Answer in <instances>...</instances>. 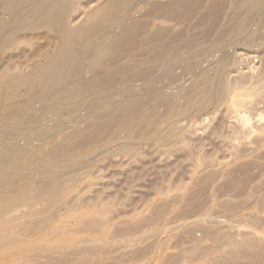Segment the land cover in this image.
Here are the masks:
<instances>
[{
	"label": "rangeland",
	"instance_id": "rangeland-1",
	"mask_svg": "<svg viewBox=\"0 0 264 264\" xmlns=\"http://www.w3.org/2000/svg\"><path fill=\"white\" fill-rule=\"evenodd\" d=\"M74 1L76 8L74 14L76 18L72 24L76 25L83 20L87 13L93 11L99 3L105 0ZM155 1L157 0L135 1L136 3H134V13L129 17V19L125 20V22H122L123 24L125 23L124 25L121 23V25L124 26L123 28L120 25L121 27H117L115 29L117 30L115 31V34L116 32L118 33L119 30L118 37L115 41L111 42L109 40L110 42L107 41L105 44L103 43V38L101 36L93 37L94 45L96 42L97 46H101L102 51L100 46H94V50L96 51L92 50V52L89 54L90 57L88 56L87 60L84 58L82 68H85H81L80 72L78 73L77 77H79L80 80L75 77L74 88L73 84H71L73 82H71L69 83L70 86L68 85L66 88L64 87V89L67 90V92H65L66 94L63 93L65 91L63 89L64 91L61 90L59 93H50L48 95L49 98L46 96L42 99H37L34 101L33 103H35V105L32 103L31 110L34 112L37 111V113L31 112L30 108H27L23 111L24 115L29 114L28 116H33L32 118L35 116V119L32 120V118L29 117L27 121L23 122V112H21L22 116L20 113L15 112L10 113L9 115L5 114L4 112H0V120H2L0 122V148L5 147V150L3 148L0 150V165L2 164V167H0V174H3V176L0 175V180L1 178L3 180L5 177V180L7 178V180H9H3L5 184L2 183V180L0 181V200L3 199V197L6 195V192L8 193V189L11 184L26 180L24 182L26 184V194L24 198L18 200L15 192L13 191L10 193L9 191V197L11 200H13L14 205L11 206L7 212H4L3 216H6L9 213H14L15 217L5 223H0V264H19V262L21 263L24 261L23 259H40L44 255H41L42 250H44L42 252L45 253L46 250L47 253L49 250H51L52 254H59L69 249L68 247H63L62 244L69 243V245H74L82 241L86 242L88 246L95 242L100 244V246L103 245L98 252V256H103L102 260L105 259L103 261H106L109 264H264V5L261 7L262 9L260 8L256 12L258 15H254L252 18L253 21L251 20L250 25H252L253 22V25L251 26L253 27L252 30L248 31L250 28L248 27L242 32L243 34L241 33L242 35L246 34L244 38L241 36V38L238 37L236 39L229 40L226 37V34L238 22L236 15L238 14L237 12H239L238 6L240 8L241 0H217V2H215L216 0H204V4H202V0H200L201 2L199 0L198 2L196 0L194 2L193 0V5L196 4V2L197 4L203 5V7L199 9H196L198 8L195 7L197 5H195L194 8L192 3H190L192 1L189 0L188 3L189 5L191 4L190 7L188 6L190 8L189 11L192 13L195 12V15L192 13L190 14L187 9L185 10L186 14H184V10H182L181 14L177 12L175 13L176 15L174 14L175 11L179 10L180 12L182 8H188L186 7L188 4L187 0V4L182 2V0H175L178 2V6L176 5L177 3L175 4L174 0H161L165 2L164 4L168 5V7L166 5V7H162L163 10L157 9V6L158 8H161V4H163V2L160 4L159 1L158 4ZM212 1L215 3H212ZM181 3H184L185 6H182L184 4ZM209 3L211 6L208 5ZM154 4L157 6L155 7ZM213 4H216L217 7ZM172 5L174 7H172ZM206 5L210 7H206ZM214 7L216 9L218 8V10L214 9ZM150 8L152 9V15L149 14ZM167 8L169 10H167ZM145 9H148V12L145 11ZM205 9L207 13L211 9V15L214 13V10L216 12L213 14V16H211L209 13H204L201 15L202 17L200 19V14L206 12ZM157 10H160V12ZM164 11H166L165 14L160 15L161 13L163 14ZM171 13L172 17L174 16L173 19L168 17L171 15ZM203 15H207L208 17H203ZM214 16H216V18H213ZM259 17L260 19H258ZM199 19L202 21H199ZM209 19L211 21L213 20L214 22H211ZM137 20H143L144 22L139 21L141 24L143 23L141 25L137 22ZM216 20L217 26H215ZM130 22H134V24H130ZM234 22L235 25L230 26L231 24H234ZM135 23H137L138 26H144L142 28H146L144 29L145 32H142L141 28L140 31L142 34L139 31L138 34H140V36L138 35V39L136 37V41L139 40V44L134 42L136 45L133 44L131 49L129 48L122 53L118 52V57L122 56V58H118L117 51H119L120 48H116V41L118 38H121L120 35L123 34L121 28L122 30H127L125 26L128 24V30H132L135 28ZM209 25L213 26L209 29ZM130 27L133 28L130 29ZM226 28H229V31L224 30ZM164 31L169 33L167 34ZM223 31L228 32H225L224 35ZM261 31L263 34H261ZM210 32L211 35L209 34ZM158 33H160L162 36L160 34L159 35L162 38L164 37V39L158 37ZM176 33H180V36L182 34V38H179V35L177 36ZM149 34H152L153 37ZM154 35H158L157 37L159 39ZM169 36L173 38L172 41L175 40L174 43L170 40L172 38L169 39ZM156 38L158 40H156ZM141 39L143 40L141 41ZM153 39L154 41H151ZM168 40H170V42ZM188 40L190 41L188 42ZM147 41L148 43H146ZM233 41L235 42L233 43ZM162 43H168V46H166L167 44L162 46ZM58 44L59 40L54 32L40 28L37 30V32L22 35L19 38L17 45L6 47L1 51L0 84L3 85L1 90V103H3L2 107L4 106L3 99L7 97L14 98L15 96H19L18 100L16 99V101H23L22 96L26 90L20 89L18 93H16V75L23 74L35 59H37V64L44 60L46 56L54 51ZM185 44H187L188 47ZM204 45L207 46L204 47ZM105 46H108V48ZM180 46L181 48L179 50ZM98 49H100V51ZM160 49H171V53H175L174 55H176L175 57L177 58L176 62L171 65L172 67L165 66L163 68H159V72L158 67L153 66V69H155L157 72L152 69V71L149 70L152 72V74L149 73L145 75L146 77L149 75V77H147L148 79H144V76L139 74L136 75V71L139 73L145 69L142 67L148 65L147 60L149 59V56ZM172 49L178 51L174 52ZM120 51H122V49ZM193 51L195 54H192L194 53ZM138 52L143 53L138 54ZM96 53L104 56H102V62L100 66H107L108 68L110 67V71L114 70L111 72L113 73L111 76L114 78L116 77V81H118L113 86V88L117 89V95H110L106 93V89L98 90L99 87L97 88V86H95L97 89L92 87V89L90 88L87 91L84 89L81 91L82 81L92 76L89 63ZM108 56H111L112 58ZM117 58L122 60L118 62ZM105 59L107 60L106 62ZM224 59L227 60L228 68L226 66L227 69L225 68L219 77V85L225 89V93L222 94L223 96L221 95L219 98H217L213 105L206 111H200L198 108L190 109L188 106L189 99L191 97L189 90L192 85L202 77L201 75H204L205 72L208 73L215 63ZM110 60L111 62L108 63ZM205 60L207 61V64ZM112 63L115 65L113 66ZM130 64H132L131 67ZM178 65H181L179 66L180 68ZM119 66H121V70L119 69ZM126 66H129L130 69L127 67V69L125 68L126 72H123L124 67ZM132 66H134V68H132ZM135 66L138 67L135 68ZM115 68L120 71L117 72ZM82 71L83 73H81ZM161 73L162 77L160 75ZM138 75L143 79L139 80L141 77ZM158 75L159 79H157ZM118 76L119 78L117 80ZM81 77H84L85 79ZM131 87H134L135 89ZM71 88L73 90H71ZM150 88L151 92L149 93ZM132 90H136V95L138 97ZM84 91L85 93H88L85 94L83 93ZM152 91H155V93L153 94ZM161 92L164 94H161ZM167 92L169 95H167ZM67 93L72 94L68 95ZM75 93L76 96L74 95ZM151 93L153 96H150L152 95ZM141 94H145V96ZM83 95L84 98H82ZM130 95H132V98L137 97L138 100L144 101L145 104L143 105L142 115L131 117L127 120V117L125 118L123 114L126 113V109L124 107L125 103L127 102L126 104H128L131 101H127L128 98H131ZM161 95L168 96V99L163 100L166 98V96H163L162 99L160 98ZM73 96L74 98H77L76 101L74 98L72 100L71 97ZM169 96L172 98H169ZM45 98L48 101L45 102L47 104H51L53 102V104H55L54 106H56V109H54L53 104H51L52 107L49 104V109L47 111V104L45 103L46 105L43 106ZM137 98L134 100H137ZM169 99H171V101ZM168 100L175 104H170ZM108 101H111V103ZM112 101L114 102V105L116 104L117 106H114ZM162 101L166 102V104H164ZM33 105L35 107H33ZM74 105L75 107H73ZM146 105L147 107L144 108ZM172 105L174 106L173 108ZM118 106L121 107L118 108ZM169 106H171V108H169ZM43 108L46 109V113H43ZM113 109H115V111ZM152 109L154 111L156 110V112H154L155 114L152 113ZM116 110L117 112L120 110L118 115L117 113H114ZM108 111L113 113L110 112V114ZM119 114L122 116L113 131L110 132V135L108 134L109 132H106L107 136L105 134L104 137H100L98 140L96 139V141H90V144L87 143L83 145L85 148L80 146L84 152L81 151L79 146L74 147V142L81 138L83 139V137L90 131L88 126L90 127L91 125L100 124L102 122V125L104 126L106 125L105 121L108 123V120L112 121L113 119L110 118L113 117L117 119L119 118ZM100 117H103L102 121ZM97 118L98 120H96ZM106 118L108 120H106ZM148 118L153 119L148 120ZM36 119L40 120L37 121ZM30 120H32V124H30ZM143 120H145L148 124ZM27 122H29V125ZM93 122L94 124H92ZM40 124L42 127L39 126ZM57 124H63V127L61 125L59 127ZM43 126H47V130ZM155 126L156 128H153ZM53 127L57 129L56 132L58 133L52 129ZM79 127L82 128L81 130L84 136L83 134H80L71 141L64 140L67 139V137L69 138V134H74V132L81 131L79 130ZM83 128L86 130H83ZM118 129L122 130L119 131ZM170 129L175 130L173 135L169 134ZM8 130L10 132L14 131V133L12 134V132L10 133ZM44 130L46 132H44ZM48 130H51L50 134H52V137L50 134H47L49 133ZM52 131L54 132L51 133ZM84 131L86 133H84ZM16 132L18 134H16ZM35 132L37 134H35ZM122 132L123 134H121ZM55 134L56 136H54ZM134 134L136 135V138L134 137ZM34 135H36V137ZM37 135H39V137ZM16 136L20 137H18V141ZM11 139L13 145L16 144L15 146H19L22 144L20 145V148H22V146H25L26 144L25 148L23 147L21 150L19 147H17L15 149V147L10 143ZM125 139L127 141L128 139H131V142L129 141L127 143ZM123 140L124 142H122ZM30 141L32 142L30 143ZM63 141H65V143ZM117 141H120V143L118 142L117 144ZM17 142H19V145ZM62 142L64 145L61 144ZM96 142L99 145L95 144ZM132 142L135 143L132 144ZM9 143L11 145H9ZM6 144L7 147L2 146ZM67 145L68 147H66ZM126 145H129V149L124 152H120V147H124ZM9 146H12L13 149ZM69 146H71L70 149L72 147L74 149L72 148V150H70ZM26 147H31V149H27ZM63 147L65 149H63ZM11 149L14 151L15 155L13 152H11ZM32 149L34 150L33 152ZM58 149H60L61 152L58 151ZM67 149L69 151H67ZM103 149L104 152H102ZM21 151L22 153L26 152L25 156L21 153ZM65 151L67 152L65 153ZM1 153L7 154V157L4 155L3 158ZM95 154L97 155L95 156ZM21 155H23V157ZM85 155L87 157L91 156V159L89 157L87 158ZM24 157H27L28 159H26L28 161ZM65 158H69L71 161H73L71 173H73V175L77 174L79 181L64 188H59L61 184L60 182L56 185H51L52 187L44 185L43 174L49 170L47 166H49V164L51 166V164L60 163ZM45 159L47 160L46 162ZM50 160L51 162H49ZM54 160L56 162H54ZM80 160L85 161L82 163ZM35 161H37V164L39 163L41 166L38 164L39 167H36L34 164H30L32 162L35 163ZM74 161H76L78 165ZM12 162H15L14 165H16L18 169L16 167L14 168V165L11 166L13 164ZM89 162L92 163L90 164ZM5 164L8 166L6 167ZM22 164L25 168L28 167L26 168L27 170H25L24 167L21 168L23 172L19 170V168L22 167ZM245 165L248 167H245ZM78 166L81 168H78ZM12 167L14 170L16 169L15 171L17 172H14V175V170H12ZM29 167L32 170L36 168L34 170L37 172H31ZM40 167L44 169L47 167L48 170H46L47 168L45 169L46 171L44 169H39ZM37 168L39 171L41 170L40 173H38L39 171ZM73 168H78V170L76 171V169L74 170ZM10 169L12 170L11 172H9ZM28 169L31 173L28 171ZM43 170L45 172L41 173ZM2 171L3 173H1ZM63 172H59L60 176L57 174V172V177L62 178L69 176V172L65 171L64 174ZM8 174L9 176L11 174L10 177L14 176V180H12V178H10V180L9 177H7ZM229 183L232 184L228 186ZM196 189L201 194L198 193L200 194L197 196L198 200L190 203L189 201L191 197L189 195H192L194 191H197ZM55 201H59L56 211L57 213L55 212L54 215L49 214L50 217L43 226H40L41 228H37L36 226L25 231L24 224L34 220L37 217V212L47 211L48 205L50 206ZM54 216L56 217L54 218ZM93 217L94 219H103V224L101 227H88L78 231L88 219L91 220ZM105 219L107 220L105 221ZM125 222L126 225L124 224ZM129 222H131V224L134 223L132 226L138 224V228L136 227L137 230L134 229V233H132L130 238H127L124 237L126 236L124 234L126 229L123 231H121V229L124 225L126 228L127 226H130L128 225ZM120 223L123 224H121L122 227L120 226ZM49 228L52 230L50 231ZM76 236L81 237L76 238ZM135 240H137V242ZM134 243L136 245L135 247ZM60 244L61 246H59ZM27 248L28 252H23V250H26ZM134 248H136V250ZM14 251L16 253H14ZM37 251H39V255L37 254ZM104 252L106 255H103L105 254ZM133 252H135V254ZM51 253L49 252L48 254ZM112 253L114 254L112 255ZM84 255L85 254L73 256L71 260L64 264H96V262H100L99 260H95L91 263H83L82 256ZM117 257L120 260L118 259L117 261ZM106 262L104 263L107 264Z\"/></svg>",
	"mask_w": 264,
	"mask_h": 264
},
{
	"label": "bare ground",
	"instance_id": "bare-ground-1",
	"mask_svg": "<svg viewBox=\"0 0 264 264\" xmlns=\"http://www.w3.org/2000/svg\"><path fill=\"white\" fill-rule=\"evenodd\" d=\"M135 1H137V0H105V1H103V2H101V3H99L98 4V6L93 10V11H91V12H89V13H87L86 14V16L83 18V20L79 23V24H76V25H73L72 23H73V21L75 20V1L74 0H0V53H1V51L3 50V49H5L6 47H9V46H15V45H17L18 44V42H19V38L22 36V35H25V34H30V33H34V32H37V30L38 29H40V28H44V29H47V30H49V31H52V32H54L55 33V35L57 36V38H58V40H59V44L57 45V47L54 49V51L52 52V53H50L48 56H46V58L44 59V60H42L41 62H39L38 64H37V59H35L32 63H31V65L25 70V72L23 73V74H18V75H16V78H15V87H16V93H18V91L20 90V89H24V90H26V92L23 94V101H16V99L18 100V97L19 96H15L14 98H11V97H7V98H4L3 99V101H4V106L2 107V105H3V103H1V98H2V92H1V90H2V88H3V85L2 84H0V112H4L5 114H10V113H13V112H15V113H20L21 114V116H22V113L21 112H23L25 109H29L30 108V110H31V106H32V103L34 102V101H36L37 99H42V98H44V97H46V96H48L50 93H54V92H58L59 93V91H61V90H63L64 89V87L66 88L68 85H69V83H71V82H73V83H71V84H73V88H74V79H75V77L77 78V79H79L80 80V78L79 77H77L78 76V73L80 72V69L82 68V66H83V60H84V58H86V60H87V58H88V56H89V54L92 52V50L93 51H96V50H94V46H96V47H99V46H97V43L95 42V45H94V42H93V37H96V36H101L102 38H103V43H105L106 44V42L108 41V42H113V41H115L116 40V38L118 37V33H119V30H118V33L116 32V34H115V31H117V30H115L117 27H121L122 25H124L122 22L124 21L125 22V20H127V19H129V17L134 13L133 11H134V3H136ZM139 1V0H138ZM160 1V4H161V2H163V1H161V0H157V1H155V2H159ZM173 1V0H172ZM175 1V0H174ZM179 1V0H178ZM188 1L189 0H187V3H188ZM190 1H192V2H190V3H192V5H193V3L195 2V0H194V2H193V0H190ZM197 2H198V0H196ZM200 1V0H199ZM203 1V3L202 4H204V0H202ZM220 1V0H219ZM224 1V0H223ZM229 1V0H228ZM144 2V1H143ZM154 2V3H155ZM182 2H185V4H187L186 3V0H182ZM197 2H196V4H194L193 5V7L195 6V5H197V6H195V7H198V8H196V9H199V8H202L203 7V5L201 6L200 4H197ZM201 2V1H200ZM199 2V3H200ZM215 2H217V0L215 1ZM215 2H213L212 1V3H215ZM156 3V4H157ZM165 2H163V4H161V8H158V4L156 5V4H154L155 5V7L157 6V9H161V10H163V8L162 7H164L166 4H164ZM169 3H172V2H169ZM174 3V2H173ZM177 3V4H176ZM226 3V2H225ZM224 3V4H225ZM139 4V3H138ZM168 4V3H167ZM175 4L178 6V2H176L175 1ZM180 4V3H179ZM181 4H184V3H181ZM185 4L184 5H182V6H185ZM217 4V3H216ZM216 4H213L214 6H216ZM222 4V3H221ZM148 5V4H147ZM163 5V6H162ZM170 5V4H169ZM191 5V4H190ZM190 5H189V3L186 5V7H190ZM208 5H210V3L208 4ZM263 5H264V0H241V3H240V8H239V6H238V11L239 12H237L236 14V16H237V23H236V25H235V22H234V24H231L230 26H234V27H232L231 28V30L229 31L228 29L230 28V26H229V28L227 29H224V30H228V31H225V32H228L227 34H226V37L229 39V40H233V39H236V38H241V36H243V38H244V36L246 35H242L243 33V31H245L248 27H250L249 28V30L248 31H250V30H252V28L253 27H251L252 25H253V22H252V25H250L251 24V20L253 21V17H254V15L256 14V12L261 8V7H263ZM160 6V5H159ZM167 7H168V5H166ZM165 6V7H166ZM177 6H175V7H177ZM181 6V5H180ZM180 6H179V8H180ZM200 6V7H199ZM211 6V5H210ZM210 6H207L206 5V7H210ZM224 6V5H223ZM136 7H137V5H136ZM172 7H174L173 5H172ZM172 7H170V8H172ZM185 8V9H181V11L179 12V10L178 11H175L174 12V14L177 12V13H179V14H181V12H182V10H184V14H186L185 13V10L187 9L188 11L190 10V8ZM192 7V6H191ZM194 7V8H195ZM213 7V6H212ZM217 7V6H216ZM218 7H220V6H218ZM227 7V6H226ZM149 8V7H148ZM143 9V8H142ZM152 9H153V7H152ZM151 8L149 9V14H153V13H151V10H152ZM192 9V8H191ZM214 9H216L215 7H214ZM234 9V8H233ZM262 9V8H261ZM148 10V9H147ZM146 9H145V11H147ZM167 10H169L168 8H167ZM171 10V9H170ZM216 10H218V8L216 9ZM263 10H264V8H263ZM141 11V10H140ZM156 11V10H155ZM157 11H159L160 12V10H157ZM188 11H186V12H188ZM192 11H194V10H192ZM205 11H206V9H205ZM209 11V10H208ZM210 11H211V9H210ZM210 11L208 12L210 15H211V13H210ZM261 11V10H260ZM259 11V12H260ZM148 12V11H147ZM153 12V11H152ZM162 12V11H161ZM165 12L166 11H164V13L162 14H160V15H164L165 14ZM190 12V14L192 13L191 11H189ZM212 12H213V10H212ZM215 10H214V13H212V15L211 16H213V14H215ZM263 12V11H262ZM139 13V12H138ZM169 13V12H168ZM204 13H206V14H208L207 13V11L206 12H203V13H201L200 14V19H201V15L202 14H204ZM143 14V13H142ZM173 14V15H174ZM178 14V15H179ZM183 14V13H182ZM190 14H188V15H190ZM192 14H194L195 15V12H193ZM259 14H261V13H259ZM150 15V16H151ZM169 15V14H168ZM167 15V16H168ZM176 15V14H175ZM193 15V16H194ZM210 15H209V17H210ZM217 15V14H216ZM235 15V14H234ZM256 15H258V13L256 14ZM145 16V15H144ZM147 16H148V14H147ZM158 16H159V13H158ZM157 16V17H158ZM204 16H207V15H203V17ZM220 16V15H219ZM260 16V15H259ZM8 17V18H7ZM169 18L171 17L172 19H173V17H172V13H171V15L170 16H168ZM208 17V16H207ZM218 17V16H217ZM235 17V16H234ZM134 18V17H133ZM213 18H216V16H214ZM199 19V21H202V20H200ZM203 19V18H202ZM207 19V18H206ZM210 19H211V17H210ZM209 19V20H210ZM255 19V18H254ZM258 19H260V17L258 18ZM264 19V18H263ZM204 20H205V18H204ZM256 20H257V17H256ZM255 20V21H256ZM139 21H141V20H137V22L138 23H140ZM143 21V20H142ZM141 21V22H142ZM198 21V22H199ZM211 21V20H210ZM260 21V20H259ZM135 22V21H134ZM134 22H130V24L132 23V24H134ZM144 22V21H143ZM146 22V21H145ZM208 22V21H207ZM211 22H214L213 20L211 21ZM258 22V21H257ZM264 22V21H263ZM121 23H122V25H121ZM151 23V22H150ZM200 23V22H199ZM232 23V22H231ZM260 23V22H259ZM129 24V23H128ZM127 24V25H128ZM136 24L137 23H135V28L134 29H132L133 27H130V29H132V30H128L129 29V26L127 27V25L125 26L126 28H127V30L125 29V30H122V28L124 27V26H122V28H121V31H123V34L122 35H120L121 36V38H118V40L116 41V48H120V50L122 49V51H117V57H118V52H124V51H126V50H128L129 48L131 49V46H133V44H135L136 45V43H134V42H137L138 44H139V40L138 41H136V37H137V39H138V35L140 36V34H138L139 33V31L141 30V28L142 27H144V26H138V24H137V26H136ZM141 24V23H140ZM143 24V23H142ZM141 24V25H142ZM203 24V23H202ZM205 24H206V22H205ZM211 24H213V23H211ZM210 24V25H211ZM255 24V23H254ZM121 25V26H120ZM146 25H148V24H146ZM209 25V26H210ZM259 25V24H258ZM213 26V25H212ZM212 26H210L209 27V29L212 27ZM215 26H217V20H216V24H215ZM215 26H214V28H215ZM256 26V25H255ZM146 27V26H145ZM144 29H146V28H144ZM143 28H142V32H145V30H144ZM148 29V28H147ZM167 29V28H166ZM206 29V28H205ZM258 29V28H257ZM256 29V30H257ZM165 30V29H164ZM212 30H213V28H212ZM216 30V29H215ZM168 31V30H167ZM205 31V30H204ZM206 31H207V29H206ZM211 31V30H210ZM214 31V30H213ZM248 31H246V32H248ZM160 32V31H159ZM163 32V31H162ZM162 32H161V34H162ZM165 33H169V32H166V31H164ZM181 32V31H180ZM225 32L223 31V33H224V35H225ZM140 33H141V31H140ZM164 33V35L166 36V34ZM173 33V32H172ZM178 33V32H177ZM176 33V34H177ZM206 33V32H205ZM242 33V34H241ZM245 33V32H244ZM258 33H259V31H258ZM142 34V33H141ZM160 33H158V35H159ZM160 34V35H161ZM175 34V35H176ZM180 34V33H179ZM179 34H177V36L179 35ZM210 35H211V32L209 33ZM261 34H263L262 33V31H261ZM149 35H151L152 36V34H149ZM157 35V36H158ZM158 36V37H161V36ZM175 35H173V36H175ZM185 35V34H184ZM205 35V34H204ZM222 35V34H221ZM240 35V36H239ZM248 35V34H247ZM150 36V37H151ZM154 36H156V35H154ZM156 36V37H157ZM176 36V37H177ZM258 36V35H257ZM256 36V37H257ZM101 37H99V38H101ZM147 37V36H146ZM153 37V36H152ZM157 37V38H158ZM182 38V34H181V36L179 35V38ZM201 37V36H200ZM208 37V36H207ZM219 37V36H218ZM246 37H248V36H246ZM253 37V36H252ZM252 37H251V39H252ZM144 38V37H143ZM155 38V37H154ZM156 38V40H158ZM162 38V37H161ZM170 38H172L171 36H169V39ZM226 38V39H227ZM148 39H151V38H148ZM162 39H164V37L162 38ZM168 39V38H167ZM198 39V38H197ZM218 39H220V38H218ZM259 39V38H258ZM99 40V39H98ZM110 40V41H109ZM143 39H141V41H142ZM171 41L173 40V38L172 39H170ZM170 40H168L169 42H170ZM180 40V39H179ZM237 40H239V39H237ZM97 41V40H96ZM151 41H154V39L153 40H151ZM151 41H149V42H151ZM190 40H188V42H189ZM195 41V40H194ZM198 41V40H197ZM196 41V42H197ZM236 41V40H235ZM235 41H233V43L235 42ZM242 41V40H241ZM100 42V41H99ZM165 42V41H164ZM167 42V41H166ZM168 42V43H169ZM173 43L175 42V40L174 41H172ZM225 42V41H224ZM146 43H148V41L146 42ZM168 43H166V44H161L162 46H168ZM184 43V42H183ZM182 43V44H183ZM192 43V42H191ZM237 43V42H236ZM241 43V42H240ZM245 43V42H244ZM243 43V44H244ZM251 43V42H250ZM108 44H110V43H108ZM169 44H171V43H169ZM264 44V43H263ZM114 45V44H113ZM112 45V46H113ZM187 47H188V45L187 44H185ZM189 45H190V43H189ZM212 45H214V44H212ZM211 45V46H212ZM218 45V44H217ZM246 45V44H245ZM103 46V45H102ZM160 46V45H159ZM183 46V45H182ZM205 46H207V45H204V47ZM209 46V45H208ZM221 46H223V45H221ZM253 46V45H252ZM255 46V45H254ZM105 47H107L108 48V46H105ZM135 47H138V46H135ZM214 47V46H213ZM133 48V47H132ZM154 48V47H153ZM173 48V47H172ZM180 48H181V46L179 47V50H180ZM186 48V47H185ZM203 48V47H202ZM100 49H101V46H100ZM100 49H98L99 51H100ZM135 49V48H134ZM151 49V48H150ZM177 49H178V47H177ZM209 49V48H208ZM226 49V48H225ZM171 49H169V50H165V49H160V50H157L156 52H154V53H152L150 56H149V59L147 60V63H148V65H146L145 67H142V68H145V69H143L141 72H139V73H137L138 71H136L135 72V74L137 75V74H139V75H141V76H144L143 78L145 79H148L147 77H149V75H147V77L145 76L146 74H149V73H151L152 74V72H150L149 70H155V69H153V66L155 67H158V70H159V68H163V67H165V66H171V65H173L175 62H176V58L177 57H175L176 55H174L175 53H171V51H170ZM173 50V49H172ZM198 50V49H197ZM206 50V49H205ZM216 50V49H215ZM229 50H231V49H229ZM101 51H102V49H101ZM147 51H149V50H147ZM155 51V50H154ZM174 52L175 51H178V50H173ZM201 51H203V50H201ZM206 51H208V50H206ZM104 52V51H103ZM113 52H114V50H113ZM191 52H192V50H191ZM194 52V51H193ZM205 52V51H204ZM97 53H98V51H97ZM96 53V55L95 56H93L92 57V60H91V62L89 63L90 64V66H89V68L91 69V72H92V76L90 77V78H88V79H85L84 77H81V78H84L85 80H83L82 81V85L80 84V82H79V84L81 85V91H82V89H84L85 91H87V90H89L90 88L92 89V87H95V86H97V88H98V90L99 89H102V90H104V89H106L107 90V92L106 93H108V94H116L117 93V89H115V88H113V86L116 84V82H118V81H116V77L114 78L113 76H111V74H113V73H111V72H113V71H110V67L108 68L107 66H100V64H101V62H102V56L100 55V54H97ZM107 53V52H106ZM126 53V52H125ZM141 53H143V52H138V54H141ZM198 53V52H197ZM209 53V52H208ZM215 53V52H214ZM94 54V53H93ZM127 54H128V52H127ZM126 54V55H127ZM138 54H136V55H138ZM192 54H195V52L194 53H192ZM110 55V54H109ZM120 55H123V54H120ZM131 55H133V54H131ZM215 55V54H214ZM92 56V55H91ZM112 56V55H111ZM111 56H108V57H111ZM125 56V55H124ZM124 56H123V58H124ZM139 56V55H138ZM210 56H211V54H210ZM210 56H208V57H210ZM90 57V56H89ZM104 57V56H103ZM112 57H114V56H112ZM111 57V58H112ZM121 58H122V56H120ZM120 57H118V58H120ZM199 57V56H198ZM213 57V56H212ZM227 57V56H226ZM117 58V59H118ZM130 58V57H129ZM188 58V57H187ZM192 58V57H191ZM194 58V57H193ZM222 58V57H221ZM90 59V58H89ZM196 59V58H195ZM217 59V58H216ZM215 59V60H216ZM223 59V58H222ZM122 59H118V62L119 61H121ZM203 60V59H202ZM208 60V59H207ZM219 60V59H218ZM107 60L105 59V62H106ZM136 61V60H135ZM178 61V60H177ZM185 61V60H184ZM206 61V60H205ZM214 61V60H213ZM111 62V60L108 62V63H110ZM113 62V61H112ZM192 62V61H191ZM199 62V61H198ZM215 62V61H214ZM214 62H211V63H214ZM86 63H87V61H86ZM179 63V62H178ZM181 63V62H180ZM229 63V62H228ZM124 64V63H123ZM126 64V63H125ZM206 64H207V61H206ZM85 65V64H84ZM112 65L114 66L115 64H113L112 63ZM127 65V64H126ZM131 65L132 64H130V67H131ZM134 65V64H133ZM136 65H138V64H136ZM190 65V64H189ZM196 65V64H195ZM122 66V65H121ZM121 66H119V69H120V67ZM138 66H140V65H138ZM138 66H135V68H137ZM179 66H181V65H178V67ZM226 66H227V60H221V61H219V62H217V63H215L212 67H211V69L209 70V72L208 73H206L205 72V74L204 75H201L202 77L196 82V83H194L193 85H192V87L190 88V99H189V104H188V106H189V108L191 109V108H198V110H200V111H206L207 109H209L212 105H213V103L216 101V99L217 98H219L223 93H225L224 91H225V89L224 88H222L220 85H219V77H220V75H221V73L225 70V68H226ZM127 67L130 69V67L129 66H126V67H124V71L123 72H126L125 70L127 69ZM172 67V66H171ZM178 67H177V69H178ZM201 67V66H200ZM85 68V67H84ZM84 68H82V69H84ZM122 68H123V66H122ZM121 68V69H122ZM126 68V69H125ZM132 68H134V66H132ZM180 68V67H179ZM182 68V67H181ZM184 68V67H183ZM227 68H228V66H227ZM226 68V69H227ZM116 69V71L118 72V71H120V70H118L117 68H115ZM139 69H141V68H139ZM157 69V68H156ZM175 69V68H174ZM187 69V68H186ZM185 69V70H186ZM151 70V71H152ZM190 70V69H189ZM116 71H115V73H116ZM140 71V70H139ZM149 71V72H148ZM164 71H166V70H164ZM163 71V72H164ZM227 71V70H226ZM122 72V73H123ZM148 72V73H147ZM155 72H157L156 70H155ZM159 72H160V70H159ZM167 72H168V70H167ZM189 72V71H188ZM81 73H83V71L81 72ZM85 73V72H84ZM165 73V72H164ZM169 73V72H168ZM167 73V74H168ZM180 73V72H179ZM134 74V73H133ZM132 74V75H133ZM134 74V75H135ZM154 74V73H153ZM82 75V74H81ZM131 75V74H130ZM133 75V76H134ZM138 75V76H139ZM161 75V77H162V73L160 74ZM172 75V74H171ZM177 75V74H176ZM83 76V75H82ZM120 76V75H119ZM119 76L117 77V80H118V78H119ZM141 76H139V77H141ZM150 76H153V75H150ZM178 76V75H177ZM121 77V76H120ZM165 77V76H164ZM195 77V76H194ZM193 77V78H194ZM126 78V77H125ZM137 78V77H136ZM142 77L139 79V80H141V79H143ZM157 79H159V75H158V77H157ZM165 79V78H164ZM132 80V79H131ZM134 80V79H133ZM149 80H151V79H149ZM162 80V79H161ZM193 80V79H192ZM223 80V79H222ZM221 80V81H222ZM156 81V80H155ZM178 81V80H177ZM179 81H181V80H179ZM76 83H78L77 81H75ZM130 82V81H129ZM75 83V84H76ZM163 83V82H162ZM176 83H178V82H176ZM192 83V82H191ZM133 84V83H132ZM139 84V83H138ZM171 84V83H170ZM78 85V84H77ZM149 85V84H148ZM161 85V84H160ZM231 85V84H230ZM70 86V85H69ZM133 86V85H132ZM144 86V85H143ZM157 86V85H156ZM233 86V85H232ZM71 87H72V85H71ZM125 87H127V86H125ZM136 87V86H135ZM138 87V86H137ZM96 88V87H95ZM94 88V89H95ZM96 88V89H97ZM122 88V87H121ZM120 88V89H121ZM131 88H134V87H131ZM152 88V87H151ZM151 88H150V91H149V93L151 92ZM153 88H155V87H153ZM234 88H235V86H234ZM241 88V87H240ZM76 89V88H75ZM109 89V90H108ZM135 89V88H134ZM146 89V88H145ZM65 90V89H64ZM63 90V91H64ZM71 90H73L72 88H71ZM78 90H79V88H78ZM155 90V89H154ZM163 90V89H162ZM229 90H230V87H229ZM75 91V90H74ZM80 91V90H79ZM85 91L83 92V93H85ZM133 91V90H132ZM155 91H157V90H155ZM155 91H152L153 92V94L155 93ZM166 91V90H165ZM185 91H186V88H185ZM234 91V90H233ZM65 92H67V90H65L63 93H65ZM78 92V91H77ZM90 92V91H89ZM95 92V91H94ZM123 92V91H122ZM133 92H135V95H136V90L135 91H133ZM82 93V92H81ZM82 93V94H83ZM86 93H88V92H86ZM85 93V94H86ZM104 93V92H103ZM124 93V92H123ZM132 93V92H131ZM131 93H129V94H131ZM147 93V92H146ZM184 93V92H183ZM60 94H62V93H60ZM59 94V95H60ZM66 94V93H65ZM68 95H70V94H72V93H67ZM80 94V93H79ZM91 94V93H90ZM152 94V93H151ZM153 94L152 95H150V96H153ZM157 94V93H156ZM155 94V95H156ZM161 94H164V93H162L161 92ZM172 94V93H171ZM175 94V93H174ZM173 94V95H174ZM181 94V93H180ZM186 94V93H185ZM242 94H244V93H242ZM52 95V94H51ZM75 96H76V93L74 94ZM117 95V94H116ZM115 95V96H116ZM140 95V94H139ZM141 95H144L145 96V94H141ZM148 95V94H147ZM167 95H169L168 94V92H167ZM188 95V94H187ZM77 96H78V94H77ZM80 96V95H79ZM131 96V98H132V95H130ZM134 96V95H133ZM137 96V95H136ZM149 96V95H148ZM158 96V95H157ZM163 96H166V95H163ZM162 95H161V97L160 98H162L163 97ZM185 96V95H184ZM223 96V95H222ZM62 97V96H61ZM60 97V98H61ZM67 97V96H66ZM138 97V96H137ZM137 97H134V98H128V100L127 101H130V103H128V104H126L125 103V109H126V113H124L123 114V116L126 118L127 117V120H128V118L130 119L131 117H137V116H139V115H142V111H143V105L145 104L144 103V101H141V100H138V98ZM141 97V96H140ZM168 96H166V98H162L163 100H165V99H168L167 98ZM175 97H176V95H175ZM178 97V96H177ZM48 98H49V96H48ZM52 98V97H51ZM50 98V99H51ZM68 98H69V96H68ZM72 98V100H73V98H74V96L73 97H71ZM82 98H84V95L82 96ZM99 98V97H98ZM104 98H106V97H104ZM119 98V97H118ZM135 98H137V100H134ZM169 98H172L171 96H169ZM179 98H180V95H179ZM182 98V97H181ZM49 99V100H50ZM57 99V98H56ZM75 99V101L77 100V98L75 97L74 98ZM79 99V98H78ZM126 99H127V97H126ZM145 99V98H144ZM149 99H150V97H149ZM149 99H147V100H149ZM158 99V98H157ZM61 100V99H60ZM68 100V99H67ZM82 100V99H81ZM103 100V99H102ZM117 100V99H116ZM170 101H171V99H169ZM168 100V102L170 103V104H172L170 101ZM187 100V99H186ZM221 100V99H220ZM45 101H47L46 100V98H45V100H44V105L43 106H45L47 103L45 102ZM57 101V100H56ZM69 101H70V99H69ZM79 101H80V99H79ZM79 101H77V102H79ZM121 101V100H120ZM150 101V100H149ZM151 101H152V99H151ZM173 101V100H172ZM174 101H175V99H174ZM48 102V101H47ZM50 102V101H49ZM72 102V101H71ZM70 102V103H71ZM84 102V101H83ZM105 102V101H104ZM108 102H110L111 103V101H108ZM113 102V101H112ZM124 102V101H123ZM162 102H164V101H162ZM161 102V103H162ZM177 102H179V101H177ZM43 103V102H42ZM46 103V104H45ZM75 103V102H74ZM80 103V102H79ZM107 103V102H106ZM34 105H35V103H33ZM39 104V103H38ZM50 103H48L46 106H47V111H48V109H49V107H48V105H49ZM51 104H53V102L51 103ZM51 104H50V106H51ZM61 104V103H60ZM73 104V103H72ZM85 104H87V103H85ZM92 104V103H91ZM96 104V103H95ZM121 104V103H120ZM123 104V103H122ZM156 104V103H155ZM158 104V103H157ZM164 104H166V102H164ZM173 104H175V103H173ZM178 104V103H177ZM33 105V107H35ZM40 105V104H39ZM55 104H53V106H54ZM57 105V104H56ZM76 105V104H75ZM75 105L73 106V107H75ZM113 105H114V102H113ZM116 105V104H115ZM114 105V106H115ZM149 105H151V104H149ZM67 106V105H66ZM86 106V105H85ZM109 106V105H108ZM111 106V105H110ZM117 106V105H116ZM32 107V108H33ZM52 107V106H51ZM63 107H65V106H63ZM68 107V106H67ZM88 107V106H87ZM86 107V108H87ZM94 107V106H93ZM97 107V106H96ZM121 106H118V108H120ZM123 107V108H124ZM147 107V105L144 107V108H146ZM167 107H168V105H167ZM166 107V108H167ZM174 106L172 105V108H173ZM176 107V106H175ZM178 107V106H177ZM41 108V107H40ZM80 108H81V106H80ZM112 108H113V106H112ZM122 108V109H123ZM149 108V107H148ZM162 108V107H161ZM169 108H171V106H169ZM37 109V108H36ZM35 109V110H36ZM42 109V108H41ZM44 109V111H43V113L45 112H47V111H45L46 109L45 108H43ZM54 109H56V106H54ZM82 109V108H81ZM125 109H124V111H125ZM33 110H34V108H33ZM39 110V109H38ZM50 110H51V108H50ZM110 110V109H109ZM114 111H115V109H113ZM113 110H111V111H113ZM153 110V109H152ZM171 110V109H170ZM78 111V110H77ZM111 111H108V113H110ZM119 111L120 110H118V112H117V110H116V112H114L115 114L117 113V115H118V113H119ZM157 111H159V110H157ZM172 111V110H171ZM175 111H176V109H175ZM209 111V110H208ZM26 112V111H25ZM31 112H34V111H32L31 110ZM83 112H84V110H83ZM98 112V111H97ZM154 112H156V110L154 111H152V113H154ZM164 112V111H163ZM34 113H37V111L36 112H34ZM34 113H31V114H34ZM41 113H42V111H41ZM77 113V112H76ZM81 113V112H80ZM107 113V114H108ZM111 113H113V112H111ZM110 113V114H111ZM122 113V112H121ZM151 113V114H152ZM168 113V112H167ZM173 113H175V112H173ZM196 113V112H195ZM50 114V113H49ZM59 114V113H58ZM69 114V113H68ZM87 114V113H86ZM96 114V113H95ZM101 114H102V112H101ZM109 114V115H110ZM150 114V115H151ZM155 114V113H154ZM176 114H177V112H176ZM23 115H24V112H23ZM29 114H25L24 116H23V122L24 121H27V119H29V117L30 118H32L31 116H28ZM38 115V114H37ZM36 115V116H37ZM99 115V114H98ZM109 115H108V117H109ZM117 115H116V117H117ZM149 115V114H148ZM147 115V116H148ZM163 115V114H162ZM50 116V115H49ZM70 116V115H69ZM75 116V115H74ZM92 116V115H91ZM112 116V115H111ZM121 114H119V118H117V119H115V117H113V118H110V119H113L112 121L111 120H108L107 118H106V120H108V123H107V121H105V120H103V121H105V124L106 125H102L103 124V122L102 123H100V124H95V125H91V124H89V125H91L90 127L87 125V124H85V125H87L88 126V128L90 129V131L84 136V134L82 133V128H80L79 130H81V131H77V132H74V134L72 133V134H69V138L67 137V139H64L65 141L67 140H69V141H71L72 139H74V138H76V137H78L77 135H80V134H83V139L81 138V139H79L78 141H75L74 142V147H82L83 145H85V144H87V143H89L90 141H92V140H94V141H96V139L98 140L100 137H104V135L106 134V132H109L108 134L110 135V132L111 131H113V129L115 128V126H116V124H118V121L120 120V118H121ZM154 116V115H153ZM9 117V116H8ZM43 117V116H42ZM66 117V116H65ZM98 117V116H97ZM107 117V116H106ZM151 117H152V115H151ZM38 118H40V117H38ZM82 118V117H81ZM86 118V117H85ZM87 118H88V116H87ZM101 118V117H100ZM105 118V117H104ZM154 118V117H153ZM153 118H150L151 120L153 119ZM17 119V118H16ZM33 119H35V116H34V118H32V120ZM47 119V118H46ZM51 119V118H50ZM94 119V118H93ZM102 119H103V117L101 118V121H102ZM115 119V120H114ZM135 119V118H134ZM138 119H139V117H138ZM144 119V118H143ZM147 119V118H146ZM149 118H148V120H150ZM160 119V118H159ZM32 120H30V124H32ZM37 120V119H36ZM40 120V119H39ZM39 120H37V121H39ZM48 120V119H47ZM81 120V119H80ZM92 120V119H91ZM96 120H98V118L96 119ZM100 120V119H99ZM147 120V121H148ZM158 120V119H157ZM163 120V119H162ZM2 120H0V122H1ZM16 121V120H15ZM35 121V120H34ZM33 121V122H34ZM36 121V122H37ZM93 121H95V120H93ZM110 121V122H109ZM143 121H145V120H143ZM142 121V122H143ZM171 121V120H170ZM169 121V122H170ZM14 122V121H13ZM63 122V121H62ZM69 122V121H68ZM85 122V121H84ZM97 122V121H96ZM126 122V121H125ZM133 122V121H132ZM156 122V121H155ZM154 122V123H155ZM164 122V121H163ZM3 123H4V121H3ZM8 123V122H7ZM20 123H22V122H20ZM28 123V125H29V122H27ZM47 123V122H46ZM83 123V122H82ZM135 123H137V122H135ZM141 123V122H140ZM145 123H147L146 121H145ZM150 123V122H149ZM12 124V123H11ZM14 124V123H13ZM19 124V123H18ZM34 124V123H33ZM69 124V123H68ZM92 124H94V122L92 123ZM134 124V123H133ZM148 124V123H147ZM4 125H5V123H4ZM6 125H8V124H6ZM59 127H60V125L59 124H57ZM56 125V126H57ZM63 125V124H62ZM61 125V126H62ZM66 125V124H65ZM10 126V125H9ZM21 126V125H20ZM39 126H41V124L39 125ZM54 126V125H53ZM120 126V125H119ZM143 126H144V123H143ZM146 126V125H145ZM166 126V125H165ZM19 127V126H18ZM22 127V126H21ZM27 127V126H26ZM31 127V126H30ZM42 127V126H41ZM46 130H47V126L45 127V126H43ZM55 127V126H54ZM52 128V129H54V131L56 132L57 131V129H55V128ZM63 127V126H62ZM61 127V128H62ZM66 127V126H65ZM86 127V126H85ZM118 127V126H117ZM141 127H142V125H141ZM6 128V127H5ZM25 128V127H24ZM28 128V127H27ZM34 128H36V127H34ZM57 128V127H56ZM153 128H156V126L155 127H153ZM10 129V128H9ZM13 129V128H12ZM41 129V128H40ZM88 129V130H89ZM117 129V128H116ZM124 129V128H123ZM150 129V128H149ZM181 129V128H180ZM179 129V130H180ZM16 130V129H15ZM37 130H39V129H37ZM43 130V129H42ZM59 130V129H58ZM83 130H86V129H84L83 128ZM119 130V129H118ZM122 130V129H121ZM121 130H119V131H121ZM9 131V130H8ZM30 131V130H29ZM40 131V130H39ZM49 131V133H47V134H50V131L51 130H48ZM47 131V132H48ZM54 131H52L51 133H53ZM126 131V130H125ZM125 131H124V134H125ZM128 131V130H127ZM175 130L174 129H170V131H169V134L170 135H173L175 132H174ZM10 132V131H9ZM12 132V134L14 133V131H11ZM10 132V133H11ZM33 132V131H32ZM44 132H46L45 130H44ZM69 132V131H68ZM72 132V131H71ZM118 132V131H117ZM116 132V133H117ZM129 132V131H128ZM132 132V131H131ZM147 132H149V131H147ZM146 132V133H147ZM178 132V131H177ZM6 133H7V131H6ZM9 133V134H10ZM30 133V132H29ZM39 133V132H38ZM42 133V132H41ZM40 133V134H41ZM56 133H58V132H56ZM62 133V132H61ZM60 133V134H61ZM70 133V132H69ZM84 133H86L85 131H84ZM134 133V132H133ZM161 133V132H160ZM179 133H180V131H179ZM11 134V135H12ZM16 134H18L17 132H16ZM24 134V133H23ZM35 134H37L36 132H35ZM44 134V133H43ZM47 134H46V136H47ZM67 134V133H66ZM121 134H123V132L121 133ZM120 134V135H121ZM126 134H127V132H126ZM129 134V133H128ZM158 134V133H157ZM1 135V134H0ZM10 135V136H11ZM27 135H28V133H27ZM31 135V134H30ZM33 135V134H32ZM103 135V136H102ZM112 135V134H111ZM116 135V134H115ZM115 135H113V136H115ZM133 135V134H132ZM137 135H138V133H137ZM161 135V134H160ZM176 135V134H175ZM4 136V135H3ZM20 136V135H19ZM18 136V137H19ZM21 136H22V133H21ZM25 136V135H24ZM35 137H36V135H34ZM38 137H39V135H37ZM43 136V135H42ZM50 136L52 137V134H50ZM54 136H56V134L54 135ZM106 136H107V134H106ZM117 136H118V134H117ZM126 136V135H125ZM158 136V135H157ZM2 137V136H1ZM15 137V136H14ZM13 137V138H14ZM17 136H16V138H17V141H18V139L20 138H18ZM44 137V136H43ZM134 137L136 138V135L134 134ZM165 137V136H164ZM163 137V138H164ZM170 137H172V136H170ZM27 138V137H26ZM42 138V137H41ZM40 138V139H41ZM108 138V137H107ZM106 138V139H107ZM113 138V137H112ZM115 138V137H114ZM118 138H119V136H118ZM123 138V137H122ZM125 138V137H124ZM127 138H128V136H127ZM126 138V139H127ZM133 138V137H132ZM138 138V137H137ZM156 138V137H155ZM2 139H3V137H2ZM39 139V138H38ZM102 139H104V138H102ZM116 139V138H115ZM114 139V140H115ZM125 139V141L128 143L130 140L128 139V141ZM152 139V138H151ZM50 140H51V138H50ZM122 140V139H121ZM153 140V139H152ZM173 140V139H172ZM172 140H171V142H172ZM9 141V140H8ZM15 141V140H14ZM23 141V140H22ZM29 141V140H28ZM27 141V142H28ZM65 141H63L64 143H65ZM100 141V140H99ZM116 141V140H115ZM134 141V140H133ZM4 142H5V140H4ZM3 142V143H4ZM24 142V141H23ZM32 141H30V143H31ZM44 142V141H43ZM46 142V141H45ZM50 142V141H49ZM61 143V144H63L64 145V143ZM98 142V141H97ZM95 143V144H98V143ZM118 142L120 143V141H117L116 143L118 144ZM122 142H124V140L122 141ZM121 142V143H122ZM125 142V143H126ZM131 142V141H130ZM6 143H7V141H6ZM10 143L12 144V139H11V141H10ZM9 143V145H11ZM15 143V142H14ZM18 143V145H19V142H17ZM38 143V142H37ZM51 143V142H50ZM60 143V142H59ZM91 143V142H90ZM89 143V144H90ZM100 143V142H99ZM135 143V142H134ZM133 142H132V144H134ZM36 144V143H35ZM95 144H94V146H95ZM108 144V143H107ZM107 144H106V146H107ZM110 144V143H109ZM116 144V145H117ZM16 145V144H15ZM15 145H13L12 144V146H14L15 147V149L17 148V147H19L20 148V145H22V144H20L19 146H15ZM99 145V144H98ZM111 145V144H110ZM2 146H6L7 147V144L6 145H2ZM12 146L10 147V148H12ZM25 146H26V144H25ZM25 146H22V148L24 147L25 148ZM28 146V145H27ZM30 146H32V145H30ZM55 146V145H54ZM57 146V145H56ZM62 146V145H61ZM61 146H60V149H61ZM90 146V145H89ZM91 146H92V144H91ZM101 146V145H100ZM123 146V145H122ZM66 147H68V145L66 146ZM70 147L71 146H69V149H70ZM80 147V148H81ZM84 148H85V146H83ZM110 147H112V146H110ZM132 147V146H131ZM1 148H3V147H1ZM0 148V150H2ZM5 148V147H4ZM3 148V149H4ZM10 148H9V150H10ZM22 148H20L21 150H22ZM27 149H31V147H26ZM36 148V147H35ZM73 148V147H72ZM72 148L70 149V150H72ZM91 148V147H90ZM107 148V147H106ZM119 148V147H118ZM13 149V148H12ZM11 149V150H12ZM60 149H58V151H60ZM63 149H65L64 147H63ZM62 149V150H63ZM74 149V148H73ZM105 149V148H104ZM104 149H103V151L102 152H104ZM127 149H129V145H126V146H124V147H120V152L121 151H126ZM5 150V149H4ZM9 150H8V152H9ZM24 150H26V149H24ZM23 150V151H24ZM36 150H37V148H36ZM88 150H89V148H88ZM96 150V149H95ZM16 151V150H15ZM18 151V150H17ZM28 151V150H27ZM34 150L32 149V152H33ZM50 151H51V149H50ZM57 151V152H58ZM67 151H69L68 149H67ZM67 151H65V153L67 152ZM80 151V150H79ZM81 151H83L82 150V148H81ZM114 151V150H113ZM4 152V151H3ZM7 152V153H8ZM11 152H13L14 153V151L12 150ZM31 152V151H30ZM56 152V153H57ZM61 152V151H60ZM84 152V151H83ZM92 152V151H91ZM90 152V153H91ZM107 152V151H106ZM21 153H22V151H21ZM25 153L26 152H24V153H22V154H24V156H25ZM29 153V152H28ZM75 153V152H74ZM77 153V152H76ZM80 153V152H79ZM95 153H96V151H95ZM101 153V152H100ZM108 153V152H107ZM117 153H118V151H117ZM2 154V153H1ZM17 154V153H16ZM19 154V153H18ZM42 154V153H41ZM93 154V153H92ZM104 154V153H103ZM3 155V158H4V155L7 157V154H5V153H3L2 154ZM2 155H1V157H2ZM14 155H15V153H14ZM13 155V156H14ZM29 155V154H28ZM27 155V156H28ZM30 155H31V153H30ZM45 155V154H44ZM46 155H47V152H46ZM45 155V156H46ZM97 154H95V156H96ZM100 155V154H99ZM22 157H23V155H21ZM44 156V157H45ZM80 156V155H79ZM86 156V155H85ZM94 156V157H95ZM43 157V156H42ZM55 157H57V156H55ZM87 157V156H86ZM85 157V158H86ZM89 157V156H88ZM87 157V158H88ZM91 157V156H90ZM89 157V158H90ZM93 157V156H92ZM25 158V157H24ZM27 158V157H26ZM25 158V159H26ZM86 158V159H87ZM99 158V157H98ZM17 159V158H16ZM20 159V158H19ZM18 159V160H19ZM28 159V158H27ZM26 159V160H27ZM56 159V158H55ZM60 159H62V158H60ZM91 159V158H90ZM94 159V158H93ZM1 160V159H0ZM21 160H23V159H21ZM20 160V161H21ZM38 160V159H37ZM52 160V159H51ZM51 160L49 161V162H51ZM88 160V159H87ZM17 161V160H16ZM28 161V160H27ZM32 161H33V159H32ZM47 160L45 159V162H46ZM56 161H57V159H56ZM55 160H54V162H56ZM59 161V160H58ZM61 161V160H60ZM77 161V160H76ZM76 161H74V162H76ZM83 161H85V160H83ZM83 161L82 160H80V162H82L83 163ZM90 161V160H89ZM93 161V160H92ZM11 162V161H10ZM19 162V161H18ZM40 162V161H39ZM13 163V162H12ZM15 163V162H14ZM14 163L11 165V166H13L14 165ZM36 163V164H35ZM35 163H30L31 165L32 164H34V166H38L39 167V165L37 164V161H35ZM48 163V162H47ZM52 163H53V161H52ZM86 163H87V161H86ZM90 163V162H89ZM92 163V162H91ZM90 163V164H91ZM25 164V163H24ZM28 164V163H27ZM30 164H29V166H30ZM75 164V163H74ZM76 164H77V162H76ZM2 165V164H1ZM0 165V167H2ZM44 165V164H43ZM78 165V164H77ZM85 165H87V164H85ZM89 165V164H88ZM247 165V164H246ZM245 165V167H248V166H246ZM249 165V164H248ZM5 166H6V164H5ZM8 166V165H7ZM6 166V167H7ZM20 166V165H19ZM34 166H32V167H34ZM41 166V165H40ZM45 166V165H44ZM82 166V165H81ZM14 168L16 167L17 169H18V167L16 166V165H14L13 166ZM13 167H12V170H14L13 169ZM24 166H23V164H22V167H20L19 168V170H21L22 171V169L21 168H23ZM49 168V170H48V168ZM45 169L46 170H48L46 173H44L46 170L44 169V168H42V167H40L39 169H44L43 170V172H41V173H44L43 174V183H44V185H47V186H51V185H56V184H58L59 182L61 183L60 184V187L59 188H64V187H67L68 185H71V184H73V183H76V182H78L79 180V177H78V175L77 174H75V175H73V173H71L72 172V167H73V161H71V159H69V158H65V159H63V161H61L60 163H55V164H51V166H50V164H49V166H47ZM76 167V166H75ZM80 166H78V168H79ZM85 167V166H84ZM10 168V167H9ZM25 168V167H24ZM26 168H28V167H26ZM25 168V170H27ZM30 168V167H29ZM78 168H73L74 170L76 169V171L78 170ZM81 168V167H80ZM31 169V168H30ZM34 169H36V168H34ZM30 170L31 172L32 171H35V173L37 172L36 170ZM38 169V168H37ZM39 169H38V171H39ZM244 169V168H243ZM11 169H10V171L9 172H11L12 171ZM16 170V169H15ZM13 171V175L15 174L14 172H16V171ZM73 170V171H74ZM8 171V170H7ZM6 171V172H7ZM28 171H29V169H28ZM29 171V172H30ZM41 171V170H40ZM40 171L38 172V173H40ZM61 171L63 172H69V176H67V177H62V178H60V177H57V174L60 176V174H59V172L61 173ZM5 172V173H6ZM9 172H7V173H9ZM20 172V171H19ZM23 172V171H22ZM22 172H21V174H22ZM30 172V173H31ZM58 172V173H57ZM64 172H63V174H64ZM1 173H3V171L1 172ZM17 173V172H16ZM25 173V172H24ZM38 173H37V176H38ZM57 173V174H56ZM76 173V172H75ZM12 174V173H11ZM11 174H10V176H11ZM27 174V173H26ZM63 174H61V175H63ZM0 175H2L3 176V174H0ZM19 175V174H18ZM7 176V175H6ZM9 176V174H8V176L7 177H9V179L10 178H12V180H14V176L13 177H10ZM17 176V175H16ZM26 176V175H25ZM40 176H41V174H40ZM5 177V176H4ZM22 177V176H21ZM21 177H19V178H21ZM6 178V177H5ZM5 178L3 179L4 181H6L5 180ZM16 178V177H15ZM58 178H60V179H58ZM204 179H206V178H204ZM1 180H2V178H1ZM0 180V181H1ZM3 180H2V183H4L5 184V182H3ZM11 180V179H10ZM20 180V179H19ZM7 181H9V180H7ZM26 180H24V181H22V182H19V183H14V184H11L10 185V187H9V191H10V193L11 192H15V194H16V196H17V198H18V200H20V199H22V198H24L25 197V182ZM236 181V180H235ZM239 181V180H238ZM244 181V180H243ZM11 182V181H10ZM9 182V183H10ZM230 182H232V181H230ZM228 183V182H227ZM236 183V182H235ZM239 183V182H238ZM232 183H229L228 184V186H230ZM52 187V186H51ZM47 189V188H46ZM28 190V189H27ZM197 190V189H196ZM9 191H8V193L6 192V195L3 197V199L2 200H0V223L2 224V223H5V222H7V221H9L10 219H13L14 217H15V214L14 213H9V214H7L6 216H3V213L4 212H7L8 210H9V208L11 207V206H13L14 204V202H13V200H11V198L9 197ZM198 191V190H197ZM190 191V192H193L192 193V195L190 194L189 196L191 197V199H190V203H193L195 200H198V197L197 196H199L201 193L198 191ZM189 192V193H190ZM196 192V193H195ZM188 193V194H189ZM198 193H200V194H198ZM44 195V194H43ZM185 196H188V195H185ZM196 197H197V199H196ZM186 200V199H185ZM188 200V199H187ZM186 202V201H185ZM17 203V202H16ZM58 203H59V201H55V202H53L50 206L48 205V209H47V211H45V212H37V217L34 219V220H31V221H29V222H27V223H25L24 224V229H25V231L26 230H29V229H31V228H34V227H36L37 226V228L38 227H40V226H43L44 225V223L47 221V219L50 217V215L49 214H51V215H54L55 214V212L57 211V208H58ZM171 203V202H170ZM189 203V204H190ZM68 204V203H67ZM168 204V203H167ZM194 204H196V203H194ZM172 206V205H171ZM173 207V206H172ZM186 207V206H185ZM193 207V206H192ZM102 212V211H101ZM47 213V214H46ZM57 213V212H56ZM88 214V213H87ZM56 216H54V218H55ZM70 218V217H69ZM89 220V219H88ZM87 220V222H85L80 228H79V230L78 231H80V230H82V229H84V228H88V227H91V228H95V227H101L102 226V224H103V219H100V218H95L94 219V217L93 218H91V220H89L88 221ZM107 219H105V221H106ZM122 223H120V226L122 227V225H121ZM125 225H126V222L124 223ZM134 223H132L131 224V222H129V224L128 225H130V226H132ZM124 225V226H125ZM51 226H53V225H51ZM123 226V228L121 229V231H123L124 229H126V232L124 233L126 236H124V237H127V238H130V236L132 235V233H134V229L135 230H137L136 229V227L138 226V224L137 225H134V226H132V227H130V226H127V228L126 227H124ZM17 227V226H16ZM130 227V228H129ZM41 228V227H40ZM46 228V227H45ZM44 228V229H45ZM57 228V227H56ZM138 228V227H137ZM12 229V228H11ZM62 229H63V227H62ZM49 230H50V228H49ZM52 230V229H51ZM50 230V231H51ZM30 231H32V230H30ZM36 231V230H35ZM42 231H43V229H42ZM48 231V230H47ZM24 232V231H23ZM40 232V231H39ZM58 232V231H57ZM61 232V231H60ZM28 233H29V231H28ZM46 233V232H45ZM55 233H56V231H55ZM62 233V232H61ZM39 234V233H38ZM44 234V233H43ZM42 234V235H43ZM79 234V233H78ZM1 235H3V234H1ZM5 235V234H4ZM37 235V234H36ZM94 235V234H93ZM92 235V236H93ZM95 236H97V235H95ZM95 236H94V238H95ZM6 237H7V235H6ZM37 237H38V235H37ZM41 237V236H40ZM69 237H71V236H69ZM81 237V236H80ZM80 237H77L76 236V238H80ZM90 237H91V235H90ZM19 238V237H18ZM72 238V237H71ZM73 238H74V236H73ZM92 238V237H91ZM134 238V237H133ZM132 238V239H133ZM97 239V238H96ZM132 239H130V240H132ZM135 239V238H134ZM4 240V239H3ZM2 240V241H3ZM34 240V239H33ZM87 240V239H86ZM0 241H1V239H0ZM30 241V240H29ZM136 242H137V240H135ZM93 242H94V240H93ZM28 243V242H27ZM26 244V243H25ZM131 245V244H130ZM58 246V245H57ZM59 246H61V244L59 245ZM62 246L64 247H68L69 249L68 250H65V251H63V252H61V253H57V254H55L54 252V254H52L51 253V250H49V252L51 253V254H48L47 253V250H46V253L48 254H46L45 252H42V251H44V250H42L41 251V255H43V257H41L40 259H23L24 261H22L21 263L19 262V264H64V263H66L67 261H69V260H71L72 258H73V256H79L80 254H85L84 256H82V262L84 263V262H86V263H91V262H93V261H95V260H99L100 262H96V264H100L103 260H105V259H103L102 260V258H103V256L101 257V256H98V252H99V250H100V248H101V246H103V245H101L100 246V244H98V243H93L92 245H90V246H88L87 245V243L86 242H79V243H76V244H74V245H69V243L67 244H62ZM133 246V245H132ZM136 245H135V243H134V247H135ZM108 247V246H107ZM106 247V248H107ZM122 247V246H121ZM123 247H125V246H123ZM34 248H36V247H34ZM135 250H136V248H134ZM147 249V248H146ZM28 250V248L26 249V250H23V252L24 251H27ZM145 250V249H144ZM40 251V250H39ZM39 251H37L36 253L39 255L40 253H39ZM62 251V250H61ZM105 251V250H104ZM134 251V250H133ZM28 252V251H27ZM59 252H60V250H59ZM103 252V251H102ZM130 252H132V251H130ZM14 253H16L15 251H14ZM105 253V252H104ZM115 253V252H114ZM114 253H112V255L114 254ZM125 253V252H124ZM134 254H135V252H133ZM132 253V254H133ZM19 254V253H18ZM35 254V253H34ZM116 254V253H115ZM100 255H101V253H100ZM103 255H106V253L105 254H103ZM124 255V254H123ZM131 255V254H130ZM8 256V255H7ZM37 256V255H36ZM116 256V255H115ZM113 257V256H112ZM123 257V256H122ZM121 257V258H122ZM25 258V257H24ZM118 257H117V261H118ZM107 260V259H106ZM120 260V259H119ZM104 262H106V261H103L101 264H103ZM16 263V262H15ZM107 264H109L108 262H106ZM18 264V263H17ZM105 264V263H104Z\"/></svg>",
	"mask_w": 264,
	"mask_h": 264
}]
</instances>
